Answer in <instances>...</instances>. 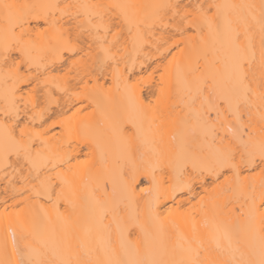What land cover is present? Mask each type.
Returning a JSON list of instances; mask_svg holds the SVG:
<instances>
[{"label":"snow or ice","instance_id":"6c2138e0","mask_svg":"<svg viewBox=\"0 0 264 264\" xmlns=\"http://www.w3.org/2000/svg\"><path fill=\"white\" fill-rule=\"evenodd\" d=\"M180 8L179 4L61 3L60 0L30 3L0 0V57L4 61L2 70L6 73L5 83L9 80L14 82L10 89L6 88L4 103L0 107L3 115L11 118L5 119L0 128L3 134V144L0 147L4 156H20L23 153L24 159L35 165L32 153L35 151L38 157L40 149L34 143L31 121L37 117L29 115L27 108L30 104L32 112L39 110L42 116L48 106L57 100L55 91H62L66 95L69 93L67 82L61 85L54 77V90L49 89L43 101L39 96L33 99L31 93L27 99L21 95L20 100H16L18 91L22 92L15 87L17 83L28 84L32 92H35L33 84L39 86V75L36 80L28 79L32 68L39 67L44 60V57H40L38 63V58L34 56L38 47L36 36L45 35L46 43L39 45L41 51H55L62 58L64 53H68L66 60L71 61L72 65L85 61V57H92L93 49H98L95 61L105 64L111 60L118 73L120 61L116 56L121 41L126 44L128 38H131L134 46L143 42L145 27L150 28L157 19L163 23L159 10H166L165 16L170 15L173 19L180 17L181 21L177 25L180 39L176 47L184 55L172 69L177 89L191 81L199 95L205 90L209 94L220 92L242 98L245 105H250L252 99L256 98L264 108V0H260L258 5H185L183 16L180 15ZM149 10L157 11L150 14ZM31 21H43L35 34L27 27ZM185 24L187 28L193 29L187 40L183 39L187 35L184 31ZM125 31L127 35H124ZM49 32L52 33L51 36H47ZM84 36L88 40H82ZM82 43H87V50L81 46ZM181 43L184 44L183 47H180ZM11 53L19 55L12 56ZM9 60L12 61L11 64L8 63ZM115 79L118 81L119 77ZM161 80L163 81V76ZM138 86L139 82L136 85H126L127 103L142 118L148 120L154 142L155 138H159L157 161L149 164L143 173L137 170L131 175L124 167H119V188L115 181L103 182L104 194L109 197L98 202L101 209V240L104 243L98 246L89 230L86 240H81L74 232L62 235L53 233L56 247H52L49 240L33 231L21 235L28 258H24V253L20 252L17 242L13 240L11 255L7 244L0 250V264H264V112L260 114L258 131L251 123V115L247 124L240 122L237 116L238 122L243 124L246 131L241 133L237 128L233 132L229 128L228 131L233 133L232 138H221V145L207 155L195 131L190 132L179 144H166L162 115L156 114L151 101L144 103L140 99L136 92ZM163 91L161 88L162 94ZM160 102L161 97H157V104ZM18 103H24L29 123L20 128L17 136L16 128L19 125H9L18 117ZM217 118L219 119V113ZM157 119L159 124L156 123ZM71 134L72 129L69 128L68 135ZM140 134L141 130L137 127L134 133L125 138L124 148L129 157L139 150L135 141ZM121 135L123 136L122 131ZM245 135L247 139L244 138ZM172 139L175 140V136ZM257 158L259 165L256 164ZM57 159L62 164L72 165L71 159L60 157L59 154ZM81 163L88 166L90 162L77 160V166ZM254 166L259 168L261 177L258 194L254 181L244 183L249 180L244 175V170L252 169L254 172ZM90 172L91 167H86L85 175ZM205 172L216 177L214 183L218 184L223 176L225 182L233 181L239 190L236 205L230 210V215L234 218L230 226L218 225V231H223L224 238L228 241L226 249L219 242L215 249L205 247L194 216L191 218V236L180 232L174 222L166 223L168 217L180 212L183 207L177 206L176 194L191 192L192 184L198 180L201 187H204ZM140 175L146 177V187H139L137 181ZM62 193L63 187L57 193V204ZM169 197L173 201V207L168 209L166 217L157 212L156 206ZM203 199L201 197V201ZM53 207L59 212L56 204ZM224 207L228 208L229 205L225 204ZM113 225L116 226L115 233ZM9 232L11 233V229ZM29 236L34 240L29 241ZM12 257L17 258L13 260Z\"/></svg>","mask_w":264,"mask_h":264},{"label":"bare ground","instance_id":"6f19581e","mask_svg":"<svg viewBox=\"0 0 264 264\" xmlns=\"http://www.w3.org/2000/svg\"><path fill=\"white\" fill-rule=\"evenodd\" d=\"M19 2L49 3L55 0H19ZM60 2L179 4L181 6L180 15L183 16L185 5L195 6L197 3L205 6L209 3L258 5L260 0H60ZM154 11L157 10H149L150 14ZM165 11L159 10L163 23L157 19L150 28L145 27L143 42H138L134 46L131 38H128L126 44L125 41H121L116 56V59L120 61L118 73L111 60L105 64L95 61L98 49H93L92 57H85V61L72 65L71 61L66 60L68 53H64V58H62L58 52L41 51L39 45L45 44L46 38L45 35L36 36L38 47L34 51V56L38 58V63L40 57H44V60L39 67L32 68L28 79L36 80V76L39 75L37 82L39 86L36 87L33 84L35 92H32L28 84L17 83L15 87L22 92L18 91L16 100L19 101L21 95L27 99L31 93L33 99L39 96L43 101L48 90L53 89L54 77L61 85L67 82L69 93L66 95L62 91H55L57 100L48 106L42 116L39 110L33 113L30 104L27 108L29 115L37 117L31 121L34 143L36 148L40 149V156L37 157L35 151L32 153L35 165L26 161L23 153L20 156L13 154L5 157L0 147V177L6 175L9 178L5 183L6 187L0 189V198L2 191L5 194L10 192L14 194L23 189L26 193L20 199L21 204L24 203L21 210L7 212L5 209H0V250L7 244L8 253L11 255L12 243L15 240L20 252L24 253V258L27 259V250L24 247L25 242L21 240V235L33 231L49 240L52 247H56L53 243L56 239L53 233L62 235L65 232H74L81 240H86L89 230L98 246L104 243L101 240L99 226L101 209L98 202H103L109 197L104 194L103 182L105 180L115 181L119 188L117 175L119 167H124L131 175L137 170L143 173L149 164H155L157 161L159 138H155L154 142L148 120L142 118L128 105L125 87L128 84L136 85L138 79L142 78L139 76L148 72L157 57L166 53L169 47L177 45L180 39V32L177 31V25L181 22L180 17L173 19L170 15L165 16ZM42 24L43 21H31L27 27L35 34ZM184 31L187 35L183 39L187 40L193 29L187 28L185 24ZM51 35V32L47 33V36ZM124 35H127L126 31ZM82 40H88V37L84 36ZM168 44L169 47H167ZM81 46L87 50V43H82ZM183 46L184 44L181 43L180 47ZM256 51L258 59V35ZM10 55L18 56L19 54L11 53ZM183 55L178 48L169 59L165 58L166 62L156 63L158 65L155 68L159 67L160 72L157 80L150 77L148 93L144 92V87L140 84L136 88L140 99L144 103L151 101L156 114L162 115L165 143L179 144L190 132L195 131L204 145L205 153L210 155L221 145V138H232L233 133L228 131L229 128H232L233 132L237 128L241 133L246 131L243 124L249 123V115H251V123L258 131L260 114L264 112L258 99L253 98L250 105H245L242 98L220 92L209 94L205 90L202 95H199L191 81L177 89L172 69L176 61L183 58ZM173 57H176L175 61ZM170 61H172L171 64ZM3 63L0 57V107L4 103L6 88L10 89L14 83L11 80L5 83L6 73L2 70ZM8 63L11 64L12 61L9 60ZM109 65L112 66L109 67ZM166 68L168 71H165ZM24 71L28 72V69L24 68ZM72 73L75 75L71 76ZM117 76L118 81L115 79ZM82 80L84 83H81ZM78 86L81 87L82 92L75 94L73 91ZM161 88L164 90L163 94ZM157 97H161L159 104H157ZM17 107L18 117L9 126L19 125L16 128L18 136L20 128L29 121L25 116L24 103H18ZM238 109L239 112H237ZM218 113L219 119L217 118ZM237 116L243 124L238 122ZM5 119L11 118H6L0 111V128ZM156 123H160L159 119ZM137 127L141 130L139 138L135 141L139 150L134 151L129 157L124 148L125 138L134 133ZM69 128L72 129L71 136L68 135ZM62 132L63 135H61ZM173 136L175 140L172 139ZM244 138L247 139V136L245 135ZM2 144L3 134L0 131V145ZM57 154L60 157L71 159L72 165L62 164L57 159ZM77 160L81 162L87 160L90 163L88 166L82 163L77 166ZM256 164L259 165L258 158ZM92 165L95 166L92 167ZM86 167H91V172L87 176L85 175ZM244 175L249 177V180L244 183L254 181L258 194L261 179L259 168L254 166V172L252 169H245ZM17 178L22 181L21 189H17L14 185L13 181ZM215 180L216 177L205 172L204 187H201V182L198 180L192 184L191 192L177 193L176 204L183 207L180 212L168 217L166 223L174 222L178 225L180 232L191 236V218L194 216L196 228L204 238L205 247L215 249L219 242L221 247L226 249L228 241L224 238L223 231H218V225L230 226L234 219L230 215V210L233 205H236L239 190L233 181L225 182L223 176L220 177L218 184L214 183ZM61 181H63L62 185ZM137 183L139 187H146L148 181L144 175H140ZM61 187H63V193L57 204V193L61 192ZM110 189L111 183H109ZM6 197L1 199L4 200ZM201 197H204L203 201ZM54 204L59 208V212L54 209ZM225 204L229 207L225 208ZM156 207L157 212L167 217L168 209L173 207V201L169 197ZM115 230L116 226L113 225V233ZM33 240L34 238L29 236V241ZM117 251H120L118 246ZM51 255L50 252L49 258ZM12 258L15 260L17 257Z\"/></svg>","mask_w":264,"mask_h":264},{"label":"rangeland","instance_id":"374dc122","mask_svg":"<svg viewBox=\"0 0 264 264\" xmlns=\"http://www.w3.org/2000/svg\"><path fill=\"white\" fill-rule=\"evenodd\" d=\"M97 1V0H96ZM167 47H169V44L167 45ZM177 47L174 46V47H169L168 51L165 53H162L161 56L157 57L155 61H153V64L151 65L150 69L148 70L147 73H142L139 77L142 76V78H139L138 79V82L140 84V86L144 87V92L145 93H148L149 92V87L150 85L148 84V81L150 79V77L152 76L154 78V80H157L158 78V74L160 72V68H155L156 63H164L166 62L167 59H169L172 54L174 52L177 51ZM166 58V60H165ZM153 68V70H152ZM75 74L72 73L71 76H74ZM75 94H80L82 92V89L81 87L78 86V88L76 90L73 91ZM9 180L8 177H0V189H2L3 187H6L7 184H5L7 181ZM13 182L15 187L17 189H21L23 187V184H22V181L19 180L18 178L15 179ZM12 192L10 193H7L5 194V192H1V198L7 196L4 200L0 198V209H5L7 212H17L19 210H21L23 207H24V203L21 204L20 202V199L23 198L25 196V190H21L20 192L18 193H14V194H11Z\"/></svg>","mask_w":264,"mask_h":264}]
</instances>
